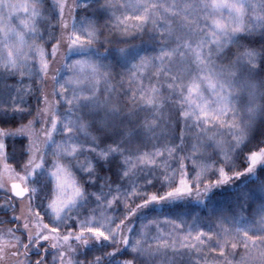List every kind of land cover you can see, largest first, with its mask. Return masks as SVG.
Here are the masks:
<instances>
[{
  "label": "snow or ice",
  "instance_id": "snow-or-ice-1",
  "mask_svg": "<svg viewBox=\"0 0 264 264\" xmlns=\"http://www.w3.org/2000/svg\"><path fill=\"white\" fill-rule=\"evenodd\" d=\"M0 215V264H264V0H0Z\"/></svg>",
  "mask_w": 264,
  "mask_h": 264
},
{
  "label": "trees",
  "instance_id": "trees-1",
  "mask_svg": "<svg viewBox=\"0 0 264 264\" xmlns=\"http://www.w3.org/2000/svg\"><path fill=\"white\" fill-rule=\"evenodd\" d=\"M227 196H228V191L227 190H217L216 195L213 197V200L215 201V205L218 208H226L227 206ZM187 208L195 209L196 206H188L186 205ZM203 215H207L206 210H204Z\"/></svg>",
  "mask_w": 264,
  "mask_h": 264
},
{
  "label": "rangeland",
  "instance_id": "rangeland-1",
  "mask_svg": "<svg viewBox=\"0 0 264 264\" xmlns=\"http://www.w3.org/2000/svg\"><path fill=\"white\" fill-rule=\"evenodd\" d=\"M58 139H59V137H58ZM188 206H196L195 204H192V203H189V204H187ZM191 209H193V208H191ZM9 215H11V214H9ZM4 217L2 216V215H0V219H3ZM11 225H4V227H10ZM49 259H51V257L49 258Z\"/></svg>",
  "mask_w": 264,
  "mask_h": 264
}]
</instances>
